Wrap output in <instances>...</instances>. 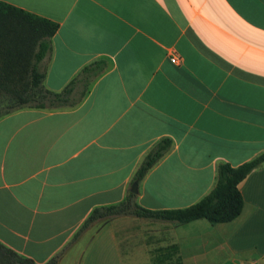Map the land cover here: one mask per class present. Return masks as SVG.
Wrapping results in <instances>:
<instances>
[{
  "label": "crops",
  "instance_id": "obj_1",
  "mask_svg": "<svg viewBox=\"0 0 264 264\" xmlns=\"http://www.w3.org/2000/svg\"><path fill=\"white\" fill-rule=\"evenodd\" d=\"M0 2L58 25L43 61L49 90L103 67L73 107L0 117V242L21 256L46 263L93 209L123 201L162 138L172 148L138 184L151 210L198 202L219 163L264 153V0ZM239 190L231 222L116 218L58 264H264V164Z\"/></svg>",
  "mask_w": 264,
  "mask_h": 264
},
{
  "label": "trees",
  "instance_id": "obj_2",
  "mask_svg": "<svg viewBox=\"0 0 264 264\" xmlns=\"http://www.w3.org/2000/svg\"><path fill=\"white\" fill-rule=\"evenodd\" d=\"M57 29L58 25L54 22L0 2V46H3L4 58L7 59L0 62V97H9V103L0 111V117L23 108L53 110L73 107L85 97L88 86L102 72L100 63L90 64L62 91L49 90L44 84L43 61L51 52V38ZM171 148L172 140L169 138H162L153 144L136 169L131 183L142 182ZM263 164L264 153L237 167L219 163L212 189L186 208L147 209L138 204L137 194L129 192L118 204L93 209L70 242L44 264H58L89 227L116 218L132 217L177 226L196 220H206L211 225L231 222L241 214L244 205L239 185ZM0 264L36 263L0 242Z\"/></svg>",
  "mask_w": 264,
  "mask_h": 264
},
{
  "label": "rangeland",
  "instance_id": "obj_3",
  "mask_svg": "<svg viewBox=\"0 0 264 264\" xmlns=\"http://www.w3.org/2000/svg\"><path fill=\"white\" fill-rule=\"evenodd\" d=\"M8 103H9V97H7V96H5V97L1 96L0 97V111H2L3 110V107L5 105H7ZM79 264H80V262H79Z\"/></svg>",
  "mask_w": 264,
  "mask_h": 264
},
{
  "label": "water",
  "instance_id": "obj_4",
  "mask_svg": "<svg viewBox=\"0 0 264 264\" xmlns=\"http://www.w3.org/2000/svg\"><path fill=\"white\" fill-rule=\"evenodd\" d=\"M130 192L133 194H137L138 193V183L134 182L130 188Z\"/></svg>",
  "mask_w": 264,
  "mask_h": 264
},
{
  "label": "built area",
  "instance_id": "obj_5",
  "mask_svg": "<svg viewBox=\"0 0 264 264\" xmlns=\"http://www.w3.org/2000/svg\"><path fill=\"white\" fill-rule=\"evenodd\" d=\"M170 60H171V62L174 63V64H176V63L178 62V60H177L176 57H172Z\"/></svg>",
  "mask_w": 264,
  "mask_h": 264
}]
</instances>
